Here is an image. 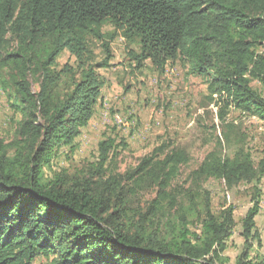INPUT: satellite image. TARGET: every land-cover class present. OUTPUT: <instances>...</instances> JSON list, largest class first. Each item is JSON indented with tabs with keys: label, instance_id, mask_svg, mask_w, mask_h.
<instances>
[{
	"label": "trees",
	"instance_id": "obj_1",
	"mask_svg": "<svg viewBox=\"0 0 264 264\" xmlns=\"http://www.w3.org/2000/svg\"><path fill=\"white\" fill-rule=\"evenodd\" d=\"M116 38L135 68L149 60L161 73L177 60L202 78L210 103H232L264 122V0H0L1 87L19 115L12 139L0 138V264H34L38 257L45 264H222L235 206L213 212L201 186L210 178L228 189L251 184L234 264H264V252L251 255L262 245L255 218L264 157L255 164L239 139L229 140L233 124L224 125L220 149L209 151L184 184H175L189 161L183 148L157 147L121 173L110 137L99 141L97 162L80 176L44 174L92 119L98 70L110 67ZM91 40L100 42L101 61L87 62ZM65 50L75 71L56 69ZM224 146L234 152L223 154ZM147 190L154 196L146 212L130 217L133 199ZM164 210L176 216L161 225L155 218Z\"/></svg>",
	"mask_w": 264,
	"mask_h": 264
},
{
	"label": "rangeland",
	"instance_id": "obj_2",
	"mask_svg": "<svg viewBox=\"0 0 264 264\" xmlns=\"http://www.w3.org/2000/svg\"><path fill=\"white\" fill-rule=\"evenodd\" d=\"M110 30V26L103 28L105 32ZM130 48L137 50L138 46L131 45ZM89 50L91 57L87 62L102 60L104 54L99 41L91 40ZM110 50V67L98 70L102 86L93 117L72 145L63 148L50 167L44 169L47 177L59 172L80 176L89 165L97 162L99 141L110 137L115 139L116 144L117 155L113 162L116 171L121 173L135 167L141 158L151 154L157 147L165 146L167 150L173 147L183 148L189 156V161L181 166L175 184H184L183 181L188 178L190 171L200 164L209 151L217 148V139L224 143L222 129L226 123L233 124L230 132H227L229 140L239 139L255 164L264 157V122L240 111L232 103L226 106L223 101L217 99L215 103H210L202 78L188 74L179 61L168 63L160 73L149 60L144 62L143 67L135 68L122 38L110 42ZM64 67H69L72 71L77 67L75 57L66 50L56 60L57 70ZM2 75L0 138L9 141L14 135L19 115L8 105L6 93L1 87ZM63 80L69 82L66 76ZM31 81L33 90H37V83L32 79ZM251 86L261 91L258 81H252ZM233 152L234 146L222 148L223 154ZM201 186L210 193L214 213H218L222 205L235 206V226L223 252L227 259L222 263L234 264L243 244L240 219L251 205V184L242 182L228 189L221 180L210 178L202 182ZM258 187L260 212L255 219L262 245L260 248L254 247L252 256L264 252V178ZM153 196L154 192L147 190L134 198L129 209L130 217L134 215L137 219L138 212L145 213L146 203ZM175 216L176 212L164 210L157 213L155 222L164 225L169 220H174ZM190 226L195 227L193 223ZM45 262L44 257H38L34 264Z\"/></svg>",
	"mask_w": 264,
	"mask_h": 264
}]
</instances>
